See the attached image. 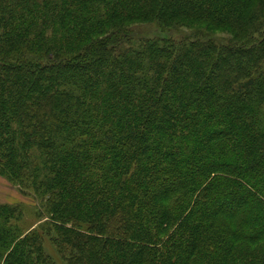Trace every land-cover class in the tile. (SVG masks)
I'll return each instance as SVG.
<instances>
[{
    "label": "trees",
    "instance_id": "trees-1",
    "mask_svg": "<svg viewBox=\"0 0 264 264\" xmlns=\"http://www.w3.org/2000/svg\"><path fill=\"white\" fill-rule=\"evenodd\" d=\"M0 177V264H264V0H0Z\"/></svg>",
    "mask_w": 264,
    "mask_h": 264
},
{
    "label": "rangeland",
    "instance_id": "rangeland-1",
    "mask_svg": "<svg viewBox=\"0 0 264 264\" xmlns=\"http://www.w3.org/2000/svg\"><path fill=\"white\" fill-rule=\"evenodd\" d=\"M130 36L134 39H153L166 38L172 40H180L181 38L192 37L193 31L187 28H179L172 30H164L155 24L137 22L129 27ZM204 38H211L219 42H225L230 37L224 32H215L204 34ZM0 204L20 205L23 212V227L28 232L39 227L45 219L41 220L37 214L42 213V206L39 201L23 197L17 190L0 177ZM45 251L54 258V254L45 242Z\"/></svg>",
    "mask_w": 264,
    "mask_h": 264
}]
</instances>
